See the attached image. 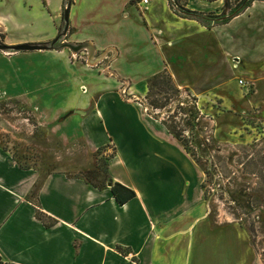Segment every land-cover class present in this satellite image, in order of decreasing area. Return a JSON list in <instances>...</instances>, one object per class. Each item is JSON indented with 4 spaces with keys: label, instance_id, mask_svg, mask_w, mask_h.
I'll return each mask as SVG.
<instances>
[{
    "label": "crops",
    "instance_id": "1",
    "mask_svg": "<svg viewBox=\"0 0 264 264\" xmlns=\"http://www.w3.org/2000/svg\"><path fill=\"white\" fill-rule=\"evenodd\" d=\"M5 1L22 15L20 23L12 14L0 16V34L10 47L53 42L60 28L45 31L41 24L63 20L68 8L63 41L89 43L97 56L90 62L102 61L105 76L81 61L73 63L67 49L35 50L63 59L64 69L69 61L78 70L79 87L86 90L85 97L76 98L75 108L64 116L59 136L81 141L90 152L112 151L107 164L110 182L135 196L118 205L107 185L94 188L84 178L64 171L41 178L38 171L20 168L0 149L1 261L258 264L256 249L239 225L211 223L201 187L202 170L162 119L146 110L137 87L165 71L186 97L190 94L196 100L203 114L213 113L215 101L220 106L261 105L264 78L254 83V74L264 69V0L254 1L226 23L211 26L200 18L175 14L167 0H148L146 6L134 0H71L67 7V0ZM222 5L223 0H187L186 9L220 15ZM22 26L27 34L9 40V29ZM127 64L139 70L129 71ZM233 74L253 82L247 102L241 99V85L232 84ZM84 78L88 86L82 84ZM66 82V74L59 76L60 85ZM39 89L33 90L38 93ZM24 94L6 98L24 99L30 106ZM33 108L38 109L34 114L47 119L51 113ZM61 115L58 112L54 119ZM73 115L75 132L72 122L66 123ZM37 214L52 225L44 226Z\"/></svg>",
    "mask_w": 264,
    "mask_h": 264
},
{
    "label": "rangeland",
    "instance_id": "2",
    "mask_svg": "<svg viewBox=\"0 0 264 264\" xmlns=\"http://www.w3.org/2000/svg\"><path fill=\"white\" fill-rule=\"evenodd\" d=\"M177 1L179 4L187 2ZM167 2L169 4V0ZM233 2L230 0V5ZM224 3L223 0L222 9ZM65 5L68 6L67 3ZM35 9L33 7L32 10ZM222 9L220 13L223 12ZM8 14L15 16L17 23L22 22V15L13 10L12 4L0 0V16ZM41 25L42 28H47L45 31L60 28L62 32L64 29V22L60 17L51 20L49 26ZM27 32L26 26L9 29L8 38L16 40ZM0 43L5 45L1 34ZM8 51L11 52L0 51V93L3 94L0 96V149L20 168L38 171L41 178L54 171H64L69 176L82 177L91 184L105 186L108 182L107 164L112 151L99 149L90 152L81 141H67L58 133V128L64 126V116L75 108V99L85 97L86 94V90L79 87L78 70L75 66H70L69 61L64 69V60L50 54ZM77 61L85 64L86 55L80 53L73 63ZM126 67L129 71L139 70L137 65L127 64ZM261 69L262 67L258 68V72L254 74V83L264 78V69ZM103 70L104 65L95 71L96 74L105 76ZM64 74L67 75V82L60 85L59 76ZM238 76L240 75L230 76L231 82L236 85L242 81L240 96L247 102L253 92V82ZM48 78H51V82H48ZM164 80L167 81V78ZM133 82L132 85H135ZM82 84L88 86V79L84 78ZM36 87H41L38 93V90H33ZM27 90L32 91L27 94ZM137 91L140 102L166 124L180 130L189 144L203 138L213 139L215 151L223 157L221 164L225 175L217 183L220 189L210 193L205 200L207 211L211 214L209 219L214 225H228L232 221L239 225L256 249L258 264H264V99L259 106H245L242 103L220 106V102L215 101L213 113L206 115L199 110L196 100L190 94L186 97L182 90H179L178 97L160 110L152 109L149 102L154 99L160 101L164 94L155 96V90L148 91L146 82L138 85ZM24 92L26 97L29 96L27 99L30 106L24 99H7ZM36 95L39 99L34 98ZM33 106L41 111L50 110L48 119L34 114L38 109ZM178 107L185 114L176 110ZM189 108L195 111L194 120L187 113ZM58 112L62 115L54 119ZM75 120L77 118L73 115L66 122H72L71 131L74 132ZM226 123L236 128L226 129Z\"/></svg>",
    "mask_w": 264,
    "mask_h": 264
},
{
    "label": "trees",
    "instance_id": "3",
    "mask_svg": "<svg viewBox=\"0 0 264 264\" xmlns=\"http://www.w3.org/2000/svg\"><path fill=\"white\" fill-rule=\"evenodd\" d=\"M208 2H213L216 0H204ZM233 5H230V0H224V6H223V12L220 15H213V14H200L195 12H190L186 9V1H184L183 4H179V2L176 0L175 4L177 8L179 9V16L181 17H195L200 18L203 22L206 23V19H210L215 22V24H223L231 20L232 18L236 17L237 15L243 13L254 1H261V0H233ZM68 6L71 4V0H67L66 2ZM227 13H224L226 12ZM167 78V81L164 79ZM168 83H171V85H168ZM146 87L148 91L155 90L154 95L158 96L159 94H164V98L157 100L154 99L151 102H149V105L154 110H160L163 109L167 103H170L175 97L179 96V89L175 86L173 83L170 75L168 73L161 72L151 78H149L146 81ZM163 100V102H161ZM181 104V103H180ZM180 113L185 114L183 112V109L181 107L176 108ZM187 113L189 117L195 118V111L192 109H188ZM188 123L191 125V121L188 120ZM163 124L169 131V133L175 138L182 148L185 150V152L193 159V161L196 163V165L202 170L204 174V180L202 182V189L204 193V199L207 200L210 193L215 191L216 189H220L218 182L220 183L221 179H223L225 175L224 167L222 166L221 160L223 157L215 151L216 146L213 142V139L203 138L199 141L189 144L185 141V139L182 136V132L180 130H177L176 127L173 125L170 126L166 124V122L163 121ZM108 173V172H107ZM107 184L110 182V178L107 174ZM86 182L90 185H92L94 188L102 189L105 188V186H97L95 184L89 183L87 180ZM37 187V186H36ZM35 191V190H34ZM110 192L112 194V197L116 201L118 205H124L128 201L134 198L135 194L133 191L125 188L124 186L118 184V183H111L110 185ZM249 204V203H248ZM211 214L209 213V216ZM37 217L42 220L44 223V226L49 227L52 224L46 223L43 219V217L39 214H37ZM0 264H4L0 259Z\"/></svg>",
    "mask_w": 264,
    "mask_h": 264
},
{
    "label": "water",
    "instance_id": "4",
    "mask_svg": "<svg viewBox=\"0 0 264 264\" xmlns=\"http://www.w3.org/2000/svg\"><path fill=\"white\" fill-rule=\"evenodd\" d=\"M63 22H64V29H63V35L66 33V30L68 28V8L64 10L63 13ZM59 40V38L55 39L53 42L49 44H40V45H33V44H23V45H17V46H6L4 44L0 43V51H8V50H14L15 52H24V51H35V50H62L67 49L73 54H77L81 51H87L89 56L93 55V49L89 43L86 44H71L67 42H63L57 47H55V43ZM111 182L107 184V186L110 187Z\"/></svg>",
    "mask_w": 264,
    "mask_h": 264
},
{
    "label": "built area",
    "instance_id": "5",
    "mask_svg": "<svg viewBox=\"0 0 264 264\" xmlns=\"http://www.w3.org/2000/svg\"><path fill=\"white\" fill-rule=\"evenodd\" d=\"M134 1L136 3H139V4L143 5V6H146L148 4V0H134ZM169 4H170V6H171V8H172V10H173V12L175 14L176 13H179V9L177 8V6L175 4V0H169ZM205 21H206V23H208L207 26H211V25L215 24V22L212 21V20H210V19H206ZM80 53L81 54L84 53L86 55L85 64L87 66H89L90 68H92V69L98 70L100 68L99 66L101 64H103L102 61H100V62L99 61H96V62H93V63L90 62L91 59H92V61L96 60L97 56H96V54H94V52H93V55L92 56H89L88 53H87V51H81V52H79L77 54L71 53V59H72V61L73 60H76L77 59V55H79ZM239 84L242 85V81H239ZM83 91H85V89H83ZM145 108H146V110L149 111V109L146 106H145Z\"/></svg>",
    "mask_w": 264,
    "mask_h": 264
},
{
    "label": "flooded vegetation",
    "instance_id": "6",
    "mask_svg": "<svg viewBox=\"0 0 264 264\" xmlns=\"http://www.w3.org/2000/svg\"><path fill=\"white\" fill-rule=\"evenodd\" d=\"M65 34L63 35V31L59 32L56 38H59V40L55 43V47H57L58 45H60L61 43H63V39H64Z\"/></svg>",
    "mask_w": 264,
    "mask_h": 264
},
{
    "label": "bare ground",
    "instance_id": "7",
    "mask_svg": "<svg viewBox=\"0 0 264 264\" xmlns=\"http://www.w3.org/2000/svg\"><path fill=\"white\" fill-rule=\"evenodd\" d=\"M4 52H11V51H4ZM12 52H13V51H12ZM14 53H15V52H14ZM14 53H13V54H14ZM88 67H89V66H88Z\"/></svg>",
    "mask_w": 264,
    "mask_h": 264
}]
</instances>
